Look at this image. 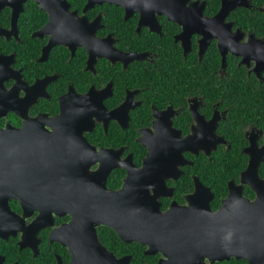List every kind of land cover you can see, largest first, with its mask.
Masks as SVG:
<instances>
[{"label": "flooded vegetation", "instance_id": "flooded-vegetation-1", "mask_svg": "<svg viewBox=\"0 0 264 264\" xmlns=\"http://www.w3.org/2000/svg\"><path fill=\"white\" fill-rule=\"evenodd\" d=\"M61 1L66 8L26 0L17 12L7 4L0 11V183H8L0 188L3 264H69L71 248L63 241L86 242L94 229L129 264H180L181 257L160 249L146 253L150 242L160 248L148 227L133 238L110 224L131 213L142 226L138 214L153 212L152 187L147 195L136 182L125 193L128 167L141 169L150 152L143 140L170 150L190 135L196 137L182 151L179 173L157 198L170 215L149 221L184 231L193 264H250L235 256L200 259L195 248L215 238L223 217L213 214L231 185L256 199L242 181L251 162L264 178V68L255 71L254 59L242 63L243 54L264 55V0H239L219 21L207 19L233 0ZM209 58L219 64L206 66ZM238 83L244 91L235 90ZM89 92L86 104L76 99ZM100 98L103 113H87L91 99ZM227 211L232 224L246 226L237 206Z\"/></svg>", "mask_w": 264, "mask_h": 264}, {"label": "water", "instance_id": "water-1", "mask_svg": "<svg viewBox=\"0 0 264 264\" xmlns=\"http://www.w3.org/2000/svg\"><path fill=\"white\" fill-rule=\"evenodd\" d=\"M26 0H19L18 4H14L13 0H0V11L2 7L7 4L13 7V12H17L21 9L22 4ZM37 2H45L47 5L51 3L58 4L57 6L67 7L64 4L65 1L61 0H36ZM95 2H114L118 5L123 4L125 0H94ZM162 1V0H161ZM239 0L230 1V3H226L224 1L223 7L220 12L213 18L207 19L209 21H219L222 18H225L229 11L233 8V4H239ZM160 2V1H159ZM156 4V9L159 8L158 4ZM156 1L150 0V4L155 5ZM162 13H165L170 19L174 21H179L184 24V20L180 15H174L168 11L166 8H162ZM16 13H14V16ZM2 30L0 29V32ZM193 30L192 32H194ZM222 38V37H221ZM225 39L222 38V41ZM224 43H220V47L223 55V66L226 62L225 51L223 50ZM238 55L240 52H238ZM251 59L256 61L255 71L259 72L264 68V55H246L243 54L242 63L248 64ZM90 96V92L87 95H79L76 97L80 103H87V99ZM97 100H99L97 102ZM91 99V103L93 104L94 110L91 112H87L89 114H93L94 112L102 109L103 113V102L102 99ZM100 108V109H99ZM67 112V109H64ZM196 137L194 135L187 136L184 139H179L178 142H174L169 146L167 144H162L163 146L169 147L170 150H165L161 144L157 141V144H153V139L148 138L143 140L145 145H149L150 152L148 153L147 158L144 160L143 167L141 169L135 167H128V177H127V186L126 192H134V186L141 185L142 192L149 195V188H153L154 194L149 196V199L154 202L152 204L154 208L152 209V213L146 214L143 211L141 214H138V218L142 219L141 223H135V215L131 213H127L122 215L121 217H117V220L114 224H110L115 227L121 235H128L131 237H136L140 235V227H148L150 231H152L153 235H155L160 243V248H154V245L150 242V249L146 253L156 252V249L162 250L166 255L170 258L173 256L181 257L180 264H193L192 255L188 254L186 251V233L181 229L176 230L164 224L158 222L153 223L149 221V219L154 218L156 220L157 217H163L170 215V211L166 213H162L160 211V203L157 201L159 195L167 194L166 191V179L170 177H175L177 173H179L178 165L182 163V151L188 149L191 140ZM169 138L168 140H170ZM148 142H147V141ZM169 145V144H168ZM165 155V157H163ZM165 163V165H164ZM258 166L259 163L251 164L249 167L242 173V181L249 183L254 190L257 192V197L254 201L244 199L242 194L241 187H233L230 186V194L227 199L224 201V205L218 212L213 214V216L223 217V222L220 227H217L216 232L213 231V236L215 238L210 241L208 236L206 238L207 245L201 246H191L189 247L191 250L196 249L198 251L197 256L200 259H205L206 257L210 260L214 261L216 259L224 260L229 259L232 256L236 258H246L250 261V264L260 263L262 259H264V178H261L258 174ZM1 169V165H0ZM137 172V173H136ZM7 175V173H6ZM137 182V183H136ZM10 185V184H9ZM8 183L4 181V183H0V188H6ZM132 186V189L129 190V187ZM163 189V191L159 190ZM122 192L118 193V198H122V195H119ZM9 193L6 194V197L2 201L3 207L9 209L8 198ZM1 203V199H0ZM233 205L237 206L240 210L239 216L244 219L246 226L241 223V226H235L229 221L228 217H225L228 214L227 209L231 208ZM177 206L171 207V212ZM158 209V210H156ZM243 214V215H241ZM211 215V214H210ZM224 218H226L224 220ZM149 221V222H148ZM249 226V227H248ZM247 227V228H246ZM72 226H69L67 229L71 231ZM145 231L143 232V234ZM0 235L1 232H0ZM203 237L202 234H199ZM217 239V240H216ZM86 242L76 243L71 242V240H64L65 244H68L71 248L72 252V260L69 264H129L128 258H117L112 252H110L105 246L101 244L98 238V234L96 229L89 232V235L86 236ZM199 240V239H198ZM89 241V243H87ZM142 243H147L142 240ZM38 249H35V253L37 254ZM178 253V254H177ZM4 257L0 256V264H3ZM61 264V263H60ZM160 264H172L171 260L163 259ZM203 264V263H202Z\"/></svg>", "mask_w": 264, "mask_h": 264}, {"label": "trees", "instance_id": "trees-1", "mask_svg": "<svg viewBox=\"0 0 264 264\" xmlns=\"http://www.w3.org/2000/svg\"><path fill=\"white\" fill-rule=\"evenodd\" d=\"M218 58V57H217ZM208 61H210V58L206 61V63H205V65L206 66H213L214 64H219V61L217 60V62L216 63H214V64H211V62H210V64H208ZM231 67V66H230ZM244 81V79L242 78V79H240V81ZM235 90H242V91H244L245 90V87L243 86V85H241L240 83H238V85H237V87L235 88ZM25 259V258H24Z\"/></svg>", "mask_w": 264, "mask_h": 264}]
</instances>
